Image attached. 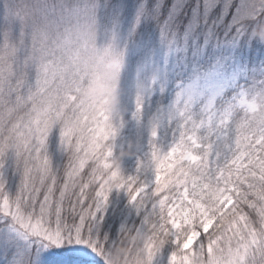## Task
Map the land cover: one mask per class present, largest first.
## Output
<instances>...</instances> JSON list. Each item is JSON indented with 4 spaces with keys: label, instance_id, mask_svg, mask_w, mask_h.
<instances>
[{
    "label": "snow or ice",
    "instance_id": "obj_1",
    "mask_svg": "<svg viewBox=\"0 0 264 264\" xmlns=\"http://www.w3.org/2000/svg\"><path fill=\"white\" fill-rule=\"evenodd\" d=\"M118 247L264 264V0H0V264Z\"/></svg>",
    "mask_w": 264,
    "mask_h": 264
},
{
    "label": "clouds",
    "instance_id": "obj_2",
    "mask_svg": "<svg viewBox=\"0 0 264 264\" xmlns=\"http://www.w3.org/2000/svg\"><path fill=\"white\" fill-rule=\"evenodd\" d=\"M83 94L86 96L87 95H94V96L101 95V93L94 88H86ZM108 95L112 96L110 107H114L115 104L117 103V98L113 96L111 92H109ZM125 254H126L125 248H122V247L116 248L112 254V264H123V261L120 258L124 256Z\"/></svg>",
    "mask_w": 264,
    "mask_h": 264
},
{
    "label": "rangeland",
    "instance_id": "obj_3",
    "mask_svg": "<svg viewBox=\"0 0 264 264\" xmlns=\"http://www.w3.org/2000/svg\"><path fill=\"white\" fill-rule=\"evenodd\" d=\"M47 259L49 264H52L56 259H74V257L70 253L62 251L59 255L49 256Z\"/></svg>",
    "mask_w": 264,
    "mask_h": 264
},
{
    "label": "trees",
    "instance_id": "obj_4",
    "mask_svg": "<svg viewBox=\"0 0 264 264\" xmlns=\"http://www.w3.org/2000/svg\"><path fill=\"white\" fill-rule=\"evenodd\" d=\"M67 260L71 261L73 259H56L52 264H65Z\"/></svg>",
    "mask_w": 264,
    "mask_h": 264
}]
</instances>
